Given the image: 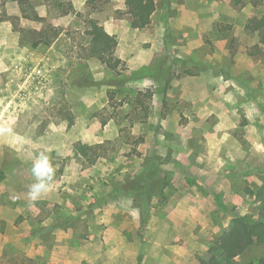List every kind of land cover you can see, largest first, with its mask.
I'll list each match as a JSON object with an SVG mask.
<instances>
[{
    "label": "rangeland",
    "instance_id": "obj_1",
    "mask_svg": "<svg viewBox=\"0 0 264 264\" xmlns=\"http://www.w3.org/2000/svg\"><path fill=\"white\" fill-rule=\"evenodd\" d=\"M261 19L264 0H155L133 29L124 0H0V264H257L264 244L232 260L216 249L238 219L190 210L204 191L166 145L188 126L192 90L213 87L223 108L247 90L264 125ZM92 22L116 40L115 70L94 53ZM40 153L56 174L33 202ZM212 219L225 226L197 225Z\"/></svg>",
    "mask_w": 264,
    "mask_h": 264
},
{
    "label": "crops",
    "instance_id": "obj_2",
    "mask_svg": "<svg viewBox=\"0 0 264 264\" xmlns=\"http://www.w3.org/2000/svg\"><path fill=\"white\" fill-rule=\"evenodd\" d=\"M140 61L151 67L149 61L143 58ZM190 93H193L188 94L192 102L184 113L191 121L196 110L198 120L207 126L195 128L190 121L188 126H176L174 130H169L174 137L166 145L168 154L178 161L186 180H195L194 186L204 191L202 195L197 194V203L190 210L200 212V217L205 212L225 210L227 213L234 212L228 220L251 218V215L255 218L252 211L258 202H255L251 192L264 184V125L259 117L254 118V103L259 101L250 99L245 90L239 95L244 98L243 102H231L230 107L223 108L221 92L214 91L213 87ZM209 108L211 113L207 111ZM259 110H263L264 114V109ZM224 114L230 122L227 126L222 125ZM254 119L260 122H254ZM194 131L197 134L193 135ZM180 196L182 201L195 197L185 191H181ZM175 201H171L168 209H179ZM206 221L197 225L220 229L225 226L222 220ZM210 239L215 240V235Z\"/></svg>",
    "mask_w": 264,
    "mask_h": 264
},
{
    "label": "trees",
    "instance_id": "obj_3",
    "mask_svg": "<svg viewBox=\"0 0 264 264\" xmlns=\"http://www.w3.org/2000/svg\"><path fill=\"white\" fill-rule=\"evenodd\" d=\"M124 4L133 29H144L150 25L151 16L155 12V0H125ZM251 23L255 25L253 30L264 27V19ZM93 25L91 43L94 53L107 68L115 70L122 64L121 60L113 57L112 49L116 46V40L102 28L94 23ZM248 28H251V24ZM78 149L83 153L85 146H79ZM251 193L259 201L258 218L255 222L250 218L239 219L221 234L216 249L226 260L243 255L253 245L264 244V184L256 192ZM204 264H218V262L212 259ZM257 264H264V256L258 259Z\"/></svg>",
    "mask_w": 264,
    "mask_h": 264
},
{
    "label": "clouds",
    "instance_id": "obj_4",
    "mask_svg": "<svg viewBox=\"0 0 264 264\" xmlns=\"http://www.w3.org/2000/svg\"><path fill=\"white\" fill-rule=\"evenodd\" d=\"M30 171L34 182L29 186L27 194L35 202L51 191L56 168L47 154L40 153L33 161Z\"/></svg>",
    "mask_w": 264,
    "mask_h": 264
}]
</instances>
